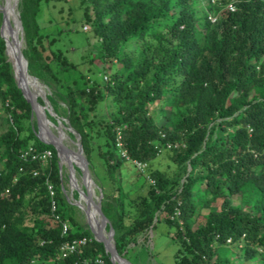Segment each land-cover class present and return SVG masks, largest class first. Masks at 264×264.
I'll return each instance as SVG.
<instances>
[{
	"label": "trees",
	"instance_id": "trees-1",
	"mask_svg": "<svg viewBox=\"0 0 264 264\" xmlns=\"http://www.w3.org/2000/svg\"><path fill=\"white\" fill-rule=\"evenodd\" d=\"M82 1L99 59L110 62L106 80L90 78L95 68L85 74L42 31V0L20 2L23 53L30 74L49 88L53 110L81 135L119 254L130 258L138 237L163 219L187 250L176 254L175 264H221L219 248L242 240L243 259L260 255L264 264V0H207L201 8L198 0ZM2 22L0 8V29ZM160 99L171 107V126L150 112ZM0 102L7 118L0 131V264H112L62 192L56 148L38 136L1 32ZM117 127L133 159L155 158L157 142L177 143L168 149L177 170L154 171L151 198L131 226L127 193L115 175L124 158L112 160ZM30 147L36 157L23 158ZM46 149L52 156L44 163ZM55 214L68 223L67 233ZM84 236L86 244L58 258L63 242ZM131 242L136 246L125 252Z\"/></svg>",
	"mask_w": 264,
	"mask_h": 264
},
{
	"label": "rangeland",
	"instance_id": "rangeland-1",
	"mask_svg": "<svg viewBox=\"0 0 264 264\" xmlns=\"http://www.w3.org/2000/svg\"><path fill=\"white\" fill-rule=\"evenodd\" d=\"M18 1L19 2L17 10L20 12L19 5L21 0ZM4 2L5 0H0L1 5H3ZM207 4V0L197 1L198 8L205 7L207 6ZM84 12L85 4L82 0H42L41 9L38 13V20L42 25V31L50 33L52 37L56 38V46L61 48L71 61L78 63L85 74H88V71L91 72L95 68L96 73H92L90 75L88 74L89 77L96 78L100 81L106 80L107 73L104 70L109 68L110 62L107 61L106 63H103L99 59V52L96 48L99 39H97V37L94 35L92 25L89 21H87ZM89 13H94L92 3L89 6ZM216 15L218 17V14ZM214 17L216 16L214 15ZM10 30L12 32L13 29L10 27ZM20 35L22 38V47L24 48L26 47L24 30L20 31ZM141 43H143V40L138 44ZM134 47L135 43L132 42L130 48ZM116 64L120 68L123 67L121 63H115V65ZM44 88L46 92L45 95H47L50 90L45 85ZM42 96L44 97V94H42L40 97ZM149 109L151 114L155 116L159 124L168 123V125L171 126V122L169 121V112L171 111V107L165 100L160 99L153 102L150 105ZM0 113V125L4 124L0 131H3L7 118L3 114V111H1ZM34 117H36L35 114ZM55 117L57 119V122H54L49 118V126L53 129H50L53 135H58V127H60V123L58 122V120L61 119L63 122L65 120L59 117L57 114ZM35 119L38 124L37 118ZM65 130L68 135L64 137V144H67L71 148V150L75 152V150L78 149L77 139L66 126ZM118 130L119 128L116 130L117 146L114 153V158L112 160L116 162L120 158H124L122 163L118 165L115 175L117 176L127 193V217L125 219V224L126 226H131L133 223H135L136 219L141 214L142 205L145 204V200L151 198V191L155 185V179L152 176L154 171L160 170L172 173L173 171L177 170V164L171 156V151L169 150L172 148L168 147V142L164 144L157 142V146L159 147L158 155L150 161L126 157L124 154L126 153L127 149L124 146L123 138L121 139V135ZM42 132H40V134L44 137ZM118 142H120V144H118ZM57 156L59 167L61 165L60 174L61 184L63 188L62 192L64 193L65 197L74 205L76 216L82 223V225H88L90 228L86 206H80L76 204L74 200L75 198L79 201L80 196L79 191L75 188L73 189L71 185L72 177L70 165L61 161V157L58 154V151ZM136 160L143 161L145 165H138L135 162ZM75 174L79 182L83 186L82 172L77 165L75 166ZM90 176L94 182L95 193L96 197L98 198L100 196L101 188L91 170ZM83 188H85V186H83ZM75 193H78V197H75ZM237 201L238 199H236V202ZM161 217L163 218L164 214H162ZM29 223L30 222H28V224ZM138 242L141 245L136 247L135 250L131 252V259L128 257H124L132 264H175V261L177 260L176 254L187 252L186 248L181 247V241L179 236H176L175 228L170 227L163 221V219L162 221L157 223L156 227H151L147 232L140 235L138 237ZM228 243L230 244V242ZM244 244L245 241L242 240L238 245L230 244L225 247L219 248V252L221 253V255L216 256L215 261H219L221 262V264H261L262 260L260 255H257L252 260L243 259V256H245L246 253ZM135 246L136 243H129V245L126 247L125 252L128 249H133ZM225 258H230L232 262H228L227 260L225 261Z\"/></svg>",
	"mask_w": 264,
	"mask_h": 264
},
{
	"label": "bare ground",
	"instance_id": "bare-ground-1",
	"mask_svg": "<svg viewBox=\"0 0 264 264\" xmlns=\"http://www.w3.org/2000/svg\"><path fill=\"white\" fill-rule=\"evenodd\" d=\"M14 9V0H7L6 4V21L4 23L2 32L4 37L8 41V57L10 58V61L12 62L15 70H16V76L19 81V84L22 86V88L25 91V94L27 97H29L31 100L34 102L38 99L39 96L42 94L45 95V88L44 84L42 81L38 80L34 76L29 75L26 70H25V65L24 61L19 60L17 56V51H16V43H15V34L14 31L10 30V25H15L16 18L13 13ZM37 112H42L40 107H37ZM48 125H50L49 122L45 121ZM58 135H53L51 131H49L43 123H41V132L44 135L45 140L52 141L59 149V155L61 157V161L67 163L68 165H72V170H71V185L72 188L74 189H80L81 191L84 190L83 186L86 184L88 188L90 189L92 196L95 198L96 193H95V186L92 178L88 177L85 180L83 179V186L79 182L78 178L76 177L75 174V166L76 165H82V161L79 159L77 156L78 153H75L73 150L69 149L68 147H64V137H66L68 134L65 130V126L63 123H61L60 127H58ZM76 164V165H75ZM75 202L80 203L82 206H86L88 208V219L90 223L92 224L93 228L100 234V226L101 225V218L100 215L98 214L97 210L94 208L93 203L91 202L92 200L89 199L83 192L80 200H76L74 198ZM104 228V227H102ZM103 230V229H102ZM102 238L109 239L106 230H103V235H100ZM116 260H118V257H115ZM124 264H128L127 262H124Z\"/></svg>",
	"mask_w": 264,
	"mask_h": 264
},
{
	"label": "water",
	"instance_id": "water-1",
	"mask_svg": "<svg viewBox=\"0 0 264 264\" xmlns=\"http://www.w3.org/2000/svg\"><path fill=\"white\" fill-rule=\"evenodd\" d=\"M18 2H19L18 0H14V9L15 10H13V13L15 15L16 22H15V25L14 26L10 25V27L13 29L14 34H15V40H16L15 43H16V48H17L16 51H17L18 59L24 61V65H25L26 72L29 75L34 76V75L30 74V72L28 70V60H27V58L25 57V55L23 53L22 38H21V35H20V31L21 30H24V27H23V23H22L21 16H20V12L17 10ZM6 4H7V0H5V2H4L3 5L0 4V8L3 11V22H2L1 29H0V32H1L2 37H4L3 32H2V29H3L4 23L6 21V12H5ZM4 39L6 41V53L8 55V41H7V39L5 37H4ZM9 60H10V58H9ZM12 66H13V64H12ZM13 69H14V75H15V79L17 81L18 87L21 88L24 96L30 102L31 107H32V110H33V112H34V114H35V116L37 118V121H38V136L42 140H44L46 143H50V144L54 145L55 148H56V150L58 151V154H59L58 147L52 141L45 140L40 135V132H41V123H43L44 126L49 131H50V129L53 130L45 122V121H47V122L50 121V119L48 117V114L53 115V116H56V112L53 110V107H52L49 99L47 98V95H44V97L42 96V98L44 99V104H42L38 99L34 102L29 97H27V95L25 94L24 89L19 84V81H18L17 76H16V70H15L14 66H13ZM34 77L37 78L38 80H40L37 76H34ZM37 107H40V109L42 111L41 113L40 112H37ZM64 120L65 121L63 122L61 119H59L58 122L60 123V125H61V123H63L64 126H66L74 134L75 138L77 139L78 149L75 150V152L78 153L77 156L82 161V165H77V166H79V168L81 169L82 178L85 180L86 178H88V177L90 178L91 176H90L89 162H88V159H87L86 154L84 153L83 144H82V141H81V135L71 126L69 120H67V119H64ZM64 147H69V146L67 144H65ZM72 167L73 166L71 165L70 166L71 170H72ZM60 168H61V165H60ZM84 185H85V188H84L83 191H81L80 189H77L79 191L80 198H81L82 192H83L89 199H91L92 200L91 202L93 203L94 208L97 210V212H98V214L100 215V218H101V225L102 226H100V234H99V230L97 232L93 228L92 224L89 221L91 231L94 234L95 238L98 241L103 242V244H104V246L106 248V251H108L110 253V259L112 261V264H117V263L124 264V262H127L128 264H132L127 259H125L124 256H122L121 254H119V252L117 250L116 243H115V240H114V237H113L114 229L110 225L109 219L106 216V214L104 213L103 208H102V197H103V191H102V189H100V196L98 198H95L94 199V197L92 196V193H91L90 189L88 188V186L86 184H84ZM76 204L82 206L80 203H77L76 202ZM86 211H87V213H89L88 212V208H86ZM108 224L110 226L106 230V227L108 226ZM102 227H104V228H102ZM102 229L103 230L104 229L106 230V233H107V235L109 237L108 240L105 239V238H102L100 236L101 234L103 235V230ZM115 257H118L119 259L116 260Z\"/></svg>",
	"mask_w": 264,
	"mask_h": 264
},
{
	"label": "built area",
	"instance_id": "built-area-1",
	"mask_svg": "<svg viewBox=\"0 0 264 264\" xmlns=\"http://www.w3.org/2000/svg\"><path fill=\"white\" fill-rule=\"evenodd\" d=\"M228 7L231 9V10H235V4L233 2H230L228 3ZM210 18L215 21L216 20V17H214L213 15L210 16ZM119 128L118 132H120V135H121V139L123 138V135H122V131H121V128L120 127H117V129ZM118 144H120V142H118ZM168 147L169 148H173L175 146H177V143H172V142H168L167 143ZM32 153V154H31ZM30 155H32V157H36V154L33 153V148L30 147L28 150H25L23 153H22V157L23 158H28ZM126 157H129L131 158L129 155H128V152L126 151V153L124 154ZM52 156V150L50 149H46L44 150L41 155H40V158L43 160V162H47V160ZM138 165H145L143 163V161H135ZM36 173V172H35ZM46 183H47V186H48V190L50 192V194L53 196L54 193H55V189H54V186L51 182L48 181V179L46 180ZM63 189V188H62ZM6 192H9V190L7 189ZM56 209V202L55 200L53 199L52 200V210L54 211ZM55 219L56 220H59L60 222H62V231L63 233H67L68 230H69V225L66 221L62 220L60 218V216L58 214H55ZM89 241V238L87 236H84V237H78V238H75L71 241H65L62 243L61 247H60V253L58 255V258H61V257H66L68 256L69 254L75 252L79 246L81 245H84L86 244L87 242ZM227 242H231V238H229L227 240Z\"/></svg>",
	"mask_w": 264,
	"mask_h": 264
}]
</instances>
